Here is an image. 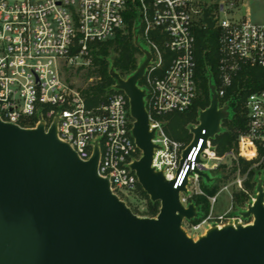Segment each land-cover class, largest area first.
Here are the masks:
<instances>
[{"label": "built area", "instance_id": "obj_1", "mask_svg": "<svg viewBox=\"0 0 264 264\" xmlns=\"http://www.w3.org/2000/svg\"><path fill=\"white\" fill-rule=\"evenodd\" d=\"M247 5L246 0H222L217 6L224 17L218 18L211 6L199 7L193 0H0V118L24 128L44 123L46 130L57 120L59 138L69 143L82 160L92 157L97 144L99 174L109 179L112 191L132 210L144 211L143 187L131 167L141 158L142 150L133 136L135 118L129 97L117 88L115 80L107 99L89 106L66 73L72 67H91L93 45L123 30L126 12L134 8L135 41L151 53L139 86L146 90L150 125L155 130L153 142L157 147L152 165L174 179L183 151L192 140L183 143L171 138L161 119L187 111L197 98L194 29L199 19L207 27L204 9L209 8L219 33L220 82L216 89L221 107L224 104L220 99L243 68H264V21L256 23L248 18ZM144 59L142 51L140 63ZM244 105L247 128L239 134L234 148L219 155L212 139L207 141L201 154L206 171L230 158L238 165L242 159L252 162L253 168L264 174V88L252 91ZM203 144L204 139H200L199 147ZM189 159L195 161L191 155ZM190 178L200 185L197 174ZM244 181H235L241 191H245ZM196 193L206 195L201 188ZM218 195H206L212 208ZM250 196L245 210L256 199ZM181 200L186 206L190 203L187 196L181 195ZM227 213L217 218L209 214L197 222L186 220L188 229L198 233L213 226L249 224L254 219L241 213L228 217Z\"/></svg>", "mask_w": 264, "mask_h": 264}, {"label": "water", "instance_id": "obj_2", "mask_svg": "<svg viewBox=\"0 0 264 264\" xmlns=\"http://www.w3.org/2000/svg\"><path fill=\"white\" fill-rule=\"evenodd\" d=\"M203 18L214 29L209 8ZM136 44L145 53L137 70L127 78L112 70L111 76L129 97L135 118L133 136L142 156L131 167L151 200L161 203L159 213L136 214L99 174V146L89 160H82L59 138L57 120L46 130L44 123L24 128L0 118V264H264L262 179L255 201L241 212L244 218L253 216V222L213 226L197 239L183 227L185 220L198 216V207L194 202L186 206L181 194L188 192L195 174L213 180L201 154L221 132L229 106H220L211 83V103L190 127L193 139L176 177L168 179L152 165L155 130L146 90L139 86L151 53Z\"/></svg>", "mask_w": 264, "mask_h": 264}, {"label": "trees", "instance_id": "obj_3", "mask_svg": "<svg viewBox=\"0 0 264 264\" xmlns=\"http://www.w3.org/2000/svg\"><path fill=\"white\" fill-rule=\"evenodd\" d=\"M136 17V10L130 8L125 14L126 27L120 30L114 38L93 45V65L83 75L84 81L89 82L84 88L78 87L86 96L89 106L97 105L106 100L113 92V85L116 81L111 76L112 70L117 71L123 78H127L139 67L142 51L134 38L133 27ZM194 31L196 37L197 80L200 94L187 111L177 115L178 118L175 117L183 129L189 123L197 124L199 122L200 111L208 108L211 103L210 84L213 83L218 86L220 82L218 31L209 29L203 24L196 26ZM80 70L81 68L77 70V74ZM68 73L67 80L70 82V76L74 74L71 70ZM262 88H264V68L245 67L235 77L233 85L229 87L225 96L220 99L222 105H228L229 108H232L233 115L223 121L222 125L225 130L212 138L219 154H223L236 146L239 134L247 128V114L244 105L246 98L252 91ZM241 164L242 171H249L248 179L244 183L245 191L236 192L234 195L237 206H244L250 199V194L254 193L257 188V174L262 173L259 168L257 170L250 167L252 162L242 159ZM227 177V175L223 176V178ZM214 181V178L211 181L204 178L200 179V188L208 196H215L219 191V185ZM141 194L142 199L145 201V210L142 215L156 216L160 211L161 203L152 201L144 189H142ZM206 195L196 194L190 199V202H194L198 210L203 212L202 217L194 218L191 221L197 222L209 213L211 203ZM133 211L138 213L137 208Z\"/></svg>", "mask_w": 264, "mask_h": 264}, {"label": "rangeland", "instance_id": "obj_4", "mask_svg": "<svg viewBox=\"0 0 264 264\" xmlns=\"http://www.w3.org/2000/svg\"><path fill=\"white\" fill-rule=\"evenodd\" d=\"M221 1L222 0H193V2L199 7H204L206 5L211 6V10H212L213 14L215 16H217L218 18H223L224 13L221 12L219 9V6H217L218 4H220ZM234 1L239 2L240 0H234ZM246 1L248 4L247 5L248 9H249L248 18H250L252 21H254L256 23L263 22L264 21V3L259 2V1H252V0H246ZM199 20H200V22H198V25L203 24L202 19H199ZM88 68L89 67L81 68V70L77 74L78 68L72 67L70 70L73 72L74 75L70 76L71 77L70 83H72L76 87H81V88L86 87L89 81L85 82L83 79V75L86 73ZM68 76H69V73H66V77H68ZM199 94H200V89L198 86L197 97L199 96ZM229 112H230L229 117H232V115H233L232 108H229ZM181 113L182 112H175L173 114L166 115V116L162 117L161 120H162V123H163V126L165 128L166 133L171 138L182 141L183 143H188L187 141L190 142L193 139V134L190 130V127L196 125V123H191V124L189 123L186 125L185 129H183L181 127L180 123H178V121L175 119V117L178 118L177 115H179ZM24 124H27V122H24ZM222 130H225L223 125H222L221 132H222ZM223 154H219V155H223ZM239 167H240V171H239ZM250 167L252 168L253 164H251ZM254 169L258 170V168H256V167ZM248 171L249 170H247V172L242 171L241 160H240V163L238 165L237 162H233L230 158L225 159L222 163H219V165L216 168L208 171V173L211 175V177L214 178V180H215L214 182L219 185V191H218L219 195L217 198V202L215 203L213 208H212V204H211L210 211L207 215L210 214L213 218H217L218 216L228 212L227 216L231 217V216L239 215L242 211L245 210V206L247 205V203L251 199H249L245 203L244 206H237L235 199H234V195L236 192H240L241 189L239 188L238 184L235 183V181L238 178H244L245 181H247ZM226 175L228 177L223 178V176H226ZM257 179H258V181L260 179L264 180V174L263 173L257 174ZM187 188H188V192L186 194L182 193L181 195L187 196L189 198V202H190V199L193 198L194 195L199 194V193H196V191L199 190L200 185L198 182H196L194 180V178H190V181L187 185ZM251 195L256 196V190ZM137 212L139 215L143 214L142 213L143 211L138 210ZM202 215H203V212H201V210H198V216L196 218H198V217L200 218V217H202ZM206 216H204V217H206ZM211 221H214V220H211ZM183 227L185 229H187L189 231V235H191L195 239H197V238H199V236L205 234L208 230L207 229L205 231L204 229H202L198 233H193L188 229V223L186 222V220L183 223Z\"/></svg>", "mask_w": 264, "mask_h": 264}]
</instances>
